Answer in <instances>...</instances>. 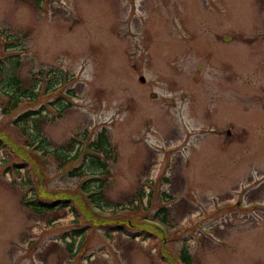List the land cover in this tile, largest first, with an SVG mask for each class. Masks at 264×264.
Instances as JSON below:
<instances>
[{"label": "rangeland", "instance_id": "1", "mask_svg": "<svg viewBox=\"0 0 264 264\" xmlns=\"http://www.w3.org/2000/svg\"><path fill=\"white\" fill-rule=\"evenodd\" d=\"M102 130L82 196L115 224L25 206L92 180ZM0 132V264H264V0H0Z\"/></svg>", "mask_w": 264, "mask_h": 264}, {"label": "trees", "instance_id": "2", "mask_svg": "<svg viewBox=\"0 0 264 264\" xmlns=\"http://www.w3.org/2000/svg\"><path fill=\"white\" fill-rule=\"evenodd\" d=\"M17 82H18L17 80H12V79H10V82H9V86H13L14 85V89H13V92H12L13 94L12 93L8 94L9 97L11 98V101L6 106H9L12 109L16 108V106L18 105V103L20 101L19 100L20 98H24V97L29 96L30 98L34 99V98H36L37 96L40 95V92L38 90L37 91H35V90L33 91V90L29 89V90L20 91L19 86L17 85ZM33 88H34V86H33ZM35 114L36 113L29 112V113H26V114L22 115L19 118L20 122H24V127L22 128V130L25 132V134H27V128L25 127V124L29 120L31 115H35ZM38 136L39 135H37L36 137H38ZM0 137H1V139L2 138H7V137L2 135V132H0ZM85 137H83L82 141L79 143V145H81V148L80 149L78 148V150L76 151V153H75V155L73 156L72 159L73 160L77 159L79 157L80 150L83 151L84 148L85 149H89L91 152L95 153V156L93 158L89 159L87 161V164H88V168H93V169H96V170L99 171L98 173L100 174V176H102V180L100 179L98 183H99L100 188L102 189V187L106 183V181H105V179L107 178L106 174H108V171L106 170L107 169L106 160H108V158L110 156V153H111L110 144L107 141L105 130H102L101 132H99L96 135V137L94 139H92L91 141L90 140L87 141L86 146H84L85 145V140H84ZM40 141L42 143L40 149H42V148L45 147V145H47L46 144L47 142L46 141L44 142L42 140H40ZM49 152H51V151H49ZM28 153L24 152V155L28 156L29 159L32 160V163H34V158L36 156L33 155V154L29 155ZM53 155H55L56 157H58L59 159H62V160L66 159V155L58 154L57 151H56V153H53ZM85 158L86 157L84 156L83 159H85ZM35 167H36V165H35ZM76 170L79 173L81 172L80 169H76ZM36 172L39 173V170H38L37 167H36ZM88 184H90L89 181L88 182H84L80 186L79 190H75L73 192H56V193L55 192L54 193L46 192L48 194L45 195L44 197L46 199H52L50 201V203L47 204V205L44 204V202H41V201H36L35 203H24V204H25V206L34 205V207H36V209L47 208L48 210H50L53 207L59 205V203L61 205H65V204H67L68 201H73L75 207H77L81 211V213L86 218L91 220L94 224L103 226V225H105L106 223H109V222L114 223L110 219L103 218L100 215H95L94 213L91 212V210L87 206V203H86L85 199L82 196V192H87L90 189V185L88 186ZM101 189L99 191H97L96 195H94V196L90 195L89 196V199L91 200V202L94 203V204L99 205L100 207H101V204L104 203L102 201L103 196H102ZM36 197H38L39 199L43 198V197H41V193L40 192H37V196ZM116 205H118V204H116ZM164 213L162 214L161 217L165 220V218L167 216V213L165 211H164ZM117 221L120 222V224H125L127 222V220H125V219H118ZM117 224H119V223H117ZM180 258H181V260H182V262L184 264H192L186 249L182 250Z\"/></svg>", "mask_w": 264, "mask_h": 264}, {"label": "flooded vegetation", "instance_id": "3", "mask_svg": "<svg viewBox=\"0 0 264 264\" xmlns=\"http://www.w3.org/2000/svg\"><path fill=\"white\" fill-rule=\"evenodd\" d=\"M164 211H165V210H163V213H164ZM165 212H166V211H165ZM163 213H162V214H163ZM162 214H161V215H162ZM164 214H165V213H164ZM166 217H167V216H166Z\"/></svg>", "mask_w": 264, "mask_h": 264}]
</instances>
